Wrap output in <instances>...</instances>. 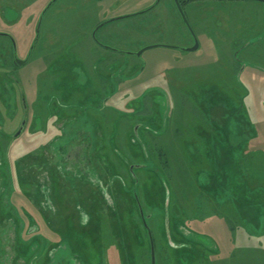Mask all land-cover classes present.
Segmentation results:
<instances>
[{"label": "rangeland", "instance_id": "1", "mask_svg": "<svg viewBox=\"0 0 264 264\" xmlns=\"http://www.w3.org/2000/svg\"><path fill=\"white\" fill-rule=\"evenodd\" d=\"M51 1L0 0V264H151L139 205L156 264H264V3H192L196 51L163 5L110 24L130 55L91 34L146 0Z\"/></svg>", "mask_w": 264, "mask_h": 264}, {"label": "flooded vegetation", "instance_id": "2", "mask_svg": "<svg viewBox=\"0 0 264 264\" xmlns=\"http://www.w3.org/2000/svg\"><path fill=\"white\" fill-rule=\"evenodd\" d=\"M57 1L58 0H52L47 5V7L43 10V14L44 13L46 14L48 12V10H50V8ZM93 1L101 2V1H105V0H93ZM130 1L131 0H119V2L116 3V5H120L121 7H119V8L120 9H124L126 11L127 10V4L130 3ZM204 1L205 2H209V1H213V2L214 1H216V2H223V1L232 2L234 0H154L153 2H150V0H146V8H144V9L138 10L136 12H122V13L116 15V16H113V17H111L109 19H106V20L100 22L94 28L93 34H91V36H92L94 42L96 43V45L98 47H101V48L106 49V50H110V51L115 52V53L132 55V51L121 50L118 47H115L113 45H109L113 40H116L119 37L120 31L117 30L116 33H115L112 30H105L106 27H108L110 24H112L114 22H120V21H124V20L128 21V20L135 19V18H137L139 16H147L153 10H155L158 6L163 5L165 7V10L167 11L168 14L173 15L177 20H181L183 22V24L185 25L187 31L191 34L193 42H194V45H195V39H196L195 35L196 34H195V31L192 29L189 21H188L187 10H188V7L190 5H192V3L204 2ZM119 8H117V9H119ZM44 15H43V17H44ZM184 18L189 23L191 29H189L188 26L186 25V22H185ZM98 34H100L101 38L98 36ZM0 35L4 36V37H6L9 40L14 42L13 37H12L11 34H9L7 32H0ZM16 56L18 57L17 52L14 54V58H13L15 66H17L15 64ZM25 59H28V57L25 58ZM29 59H30V57H29ZM17 67H19V66H17ZM89 145L90 144L88 142L84 141V140H81V141L76 142V143L73 142L69 146L65 145L64 148H68V152L65 154V156L63 158V161H64L63 162V168H64V173L65 174L68 173V172H72V174L74 175V178L86 179V176H87L86 170H87V166H88V158H87V154H86V149H87V147H90ZM49 204H50L49 205L50 207L53 206L52 201H51V203L49 202ZM80 213L81 214L84 213V211L81 208H80ZM143 224H144V222H143ZM196 241L202 242L201 240H196ZM203 241L206 244H209V246H208L209 248H215L213 246L214 243L210 242L211 240H203ZM62 246L65 247V245H62ZM186 247H187L186 244L175 243L173 245V248L174 249H178V250H182L183 248H186ZM59 249H60V247H58V248L56 247V248L50 249L48 251V257H50L51 259H54V256L59 252ZM185 258H187V257H185ZM185 258H180L181 264H187V262L185 261ZM59 264H64V262H60Z\"/></svg>", "mask_w": 264, "mask_h": 264}, {"label": "water", "instance_id": "3", "mask_svg": "<svg viewBox=\"0 0 264 264\" xmlns=\"http://www.w3.org/2000/svg\"><path fill=\"white\" fill-rule=\"evenodd\" d=\"M260 2L264 3V0H259ZM184 17V16H183ZM185 22H186V25L188 26L189 29L190 28V25L189 23L187 22V20L184 18ZM196 38V37H195ZM198 47H199V44H198V41L195 39V45L191 48L188 49V51H196L198 50ZM149 49V48H148ZM146 49L142 50L141 52H139V56L145 51ZM28 59H25V60H21L20 58H18L16 56L15 58V64L17 66H23L25 63H27ZM25 124H26V119L23 121V124H22V128L21 130L17 133L16 137L19 136L23 130H24V127H25ZM136 166H131L130 167V170L133 171V169L135 168ZM168 203L167 202V205H166V227H167V235H168V238H169V242L171 240L170 238V232H169V210H168ZM139 208H140V213H141V216L143 218V222H144V226L146 228V230L148 231V236H149V240H150V244H151V264H156V255H155V245H154V240H153V236H152V233H151V230L150 228L148 227L147 223H146V220H145V216H144V212L141 208V206L139 205Z\"/></svg>", "mask_w": 264, "mask_h": 264}, {"label": "trees", "instance_id": "4", "mask_svg": "<svg viewBox=\"0 0 264 264\" xmlns=\"http://www.w3.org/2000/svg\"><path fill=\"white\" fill-rule=\"evenodd\" d=\"M17 175V178H18V181H22L23 180V178L24 177H21L18 173H16ZM9 175H11V174H9ZM8 177V176H7ZM8 179V181L7 182H9V183H11V181H10V177H8L7 178ZM17 181V182H18ZM32 191H33V193H32ZM36 191V190H35ZM35 191L33 190V189H31V196H34L33 194H35ZM79 215H81V213L79 214ZM90 222H91V219H89V221H88V223L90 224ZM79 224L80 225H82V226H85V224H82V222L80 221V218H79ZM147 233H148V231H147ZM153 236V235H152ZM147 238H149V236L147 235ZM153 240H154V238H153ZM19 242H20V240H19ZM22 242V244L24 245V244H26L27 242H23V241H21ZM150 242V241H149ZM64 244V243H63ZM27 245V250L31 247V243H28V244H26ZM149 245H150V243H149ZM155 245V244H154ZM60 247V246H59ZM151 247V246H150ZM67 248H68V246H67ZM26 249V248H25ZM26 251V250H25ZM37 252V251H36ZM150 254H151V251H150ZM70 256H71V258H72V256L74 257L75 256V254L73 255L71 252H70ZM150 258H151V256H150ZM32 260H33V258L31 259V262H32ZM73 260V259H72ZM47 261H48V263L47 264H49V262H52L53 261V259H51L50 257L49 258H47Z\"/></svg>", "mask_w": 264, "mask_h": 264}, {"label": "crops", "instance_id": "5", "mask_svg": "<svg viewBox=\"0 0 264 264\" xmlns=\"http://www.w3.org/2000/svg\"><path fill=\"white\" fill-rule=\"evenodd\" d=\"M232 159H234V157H232ZM228 164H230L229 158H228V163H227V165H228ZM239 186H240V185H239ZM204 188H205V191H206L207 188H206V187H204ZM210 190H211V189H210ZM207 191H208V190H207ZM78 222H79V221H78ZM42 242H43L42 244L45 245L44 240H42ZM44 245H43V247H42V245L40 246V245L38 244L39 248L37 247L38 249H37L36 251H39V249H40L41 247L44 248ZM59 246H60V245L54 246V245H49V244H48V247H50V249H53V248H56V247L58 248ZM50 249H49V250H50ZM49 250H48V251H49ZM47 253H48V252H47ZM43 254H44V252H42V254H40V255H43ZM69 254H70V252H69ZM39 257H40V256H39ZM34 260H36V259H34ZM46 261H47V257H46ZM32 262H34V261H32Z\"/></svg>", "mask_w": 264, "mask_h": 264}]
</instances>
